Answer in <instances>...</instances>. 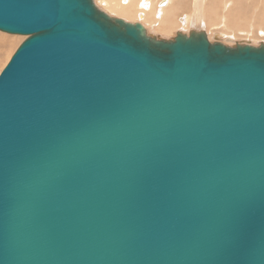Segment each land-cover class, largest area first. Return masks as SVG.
<instances>
[{
  "label": "water",
  "instance_id": "1",
  "mask_svg": "<svg viewBox=\"0 0 264 264\" xmlns=\"http://www.w3.org/2000/svg\"><path fill=\"white\" fill-rule=\"evenodd\" d=\"M0 31L28 37L0 73V264H264V43L94 0H0Z\"/></svg>",
  "mask_w": 264,
  "mask_h": 264
},
{
  "label": "rangeland",
  "instance_id": "2",
  "mask_svg": "<svg viewBox=\"0 0 264 264\" xmlns=\"http://www.w3.org/2000/svg\"><path fill=\"white\" fill-rule=\"evenodd\" d=\"M137 2L128 17L119 15L122 12L117 0H102L101 3L95 4L111 16L132 23L140 22L150 34L165 39H172L178 32L188 34L191 31H205L211 41H220L230 46L235 43H248L252 46L264 43V36H262L264 35V0H179L177 4H174L175 0H145L149 7V10L145 11L149 12L147 14L143 12L144 19L137 16L139 12ZM166 8L173 10L166 14ZM256 16L260 17L256 18ZM131 17L134 18L131 20ZM162 21L169 23L170 27L166 28L167 30L152 28L155 24L160 25ZM216 35L220 39L215 40ZM27 38V36L11 35L0 31V73Z\"/></svg>",
  "mask_w": 264,
  "mask_h": 264
},
{
  "label": "bare ground",
  "instance_id": "3",
  "mask_svg": "<svg viewBox=\"0 0 264 264\" xmlns=\"http://www.w3.org/2000/svg\"><path fill=\"white\" fill-rule=\"evenodd\" d=\"M118 2H119V7H120V9H121V14H119L120 16H122V17H128V14H129V12L132 10V9H134V7L136 6V1H138L137 2V10H139V12H138V18H140V19H144V17H145V14L143 13V12H146V14H147V12H149V11H145V10H149V7L147 6V4H146V2H145V0H117ZM176 2L174 3V4H177V2L179 1V0H175ZM165 3V2H164ZM164 3H162V4H164ZM264 3V2H263ZM194 4V3H193ZM258 4V3H257ZM229 5H230V3H229ZM228 5V6H229ZM227 6V7H228ZM231 6V5H230ZM197 7H198V5H197ZM226 7V6H225ZM260 7V6H259ZM263 7V6H262ZM261 7V8H262ZM173 9L172 8H166L165 9V13L166 14H168V13H170V11H172ZM175 10V9H174ZM197 11V10H196ZM260 11V10H259ZM140 12H142V13H140ZM263 12V11H262ZM144 14V15H143ZM260 15V14H259ZM262 16H263V14H261ZM211 16V15H210ZM255 17V16H254ZM260 17V16H259ZM259 17H257L256 16V18H259ZM132 18H134V17H131L130 19L132 20ZM193 18V17H192ZM128 19V18H127ZM205 19V18H204ZM203 19V20H204ZM262 19V18H261ZM260 19V20H261ZM139 20V19H138ZM190 21V20H189ZM226 21V20H225ZM177 22H178V20H177ZM263 22V21H262ZM261 22V24H263ZM254 23V22H253ZM258 23V22H257ZM260 23V22H259ZM178 25V24H177ZM235 26V25H234ZM155 27H158V29L159 30H167L168 29V27H170V25H169V23H167L166 24V22L165 21H162L161 22V24L160 25H158V24H155L152 28L154 29ZM231 27V26H230ZM167 28V29H166ZM195 28V27H194ZM259 29V28H258ZM179 30V29H178ZM234 30V29H233ZM261 30V29H260ZM259 30V31H260ZM262 31V30H261ZM178 32V31H177ZM264 32V31H263ZM263 32H260V33H263ZM259 33V34H260ZM262 36H264V35H262ZM216 38L217 39H220L219 37H218V35H216ZM231 40L233 39V38H230ZM1 41L3 42V40L1 39ZM4 42H5V39H4Z\"/></svg>",
  "mask_w": 264,
  "mask_h": 264
},
{
  "label": "snow or ice",
  "instance_id": "4",
  "mask_svg": "<svg viewBox=\"0 0 264 264\" xmlns=\"http://www.w3.org/2000/svg\"><path fill=\"white\" fill-rule=\"evenodd\" d=\"M95 3H101L102 0H94Z\"/></svg>",
  "mask_w": 264,
  "mask_h": 264
}]
</instances>
